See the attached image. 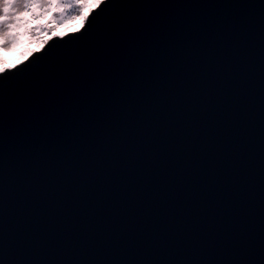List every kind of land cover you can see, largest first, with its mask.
<instances>
[{"label":"water","instance_id":"95a60500","mask_svg":"<svg viewBox=\"0 0 264 264\" xmlns=\"http://www.w3.org/2000/svg\"><path fill=\"white\" fill-rule=\"evenodd\" d=\"M86 26L0 89V264H264V0Z\"/></svg>","mask_w":264,"mask_h":264},{"label":"snow or ice","instance_id":"6c2138e0","mask_svg":"<svg viewBox=\"0 0 264 264\" xmlns=\"http://www.w3.org/2000/svg\"><path fill=\"white\" fill-rule=\"evenodd\" d=\"M56 2L59 7L65 10L60 13L61 20L82 15L84 9L89 4L95 5L98 11L92 12L90 17H84L87 26L84 29V33L80 36V38L83 39L103 14L110 0H56ZM52 3L53 0H0V49L8 48L10 44L16 42L17 35L14 33L24 22L21 16L22 12L31 11L34 7L46 10L51 8ZM77 32L79 33V29H77ZM53 46L54 45H49V47L44 50V54L47 55L50 53ZM18 59L19 57L10 59L8 62L12 64V67L6 69L4 67L5 57H0V89L5 90L7 86L6 82L13 78V75L10 74L19 75L27 71L36 61L37 57H33L28 64L22 66H17Z\"/></svg>","mask_w":264,"mask_h":264},{"label":"trees","instance_id":"16d2710c","mask_svg":"<svg viewBox=\"0 0 264 264\" xmlns=\"http://www.w3.org/2000/svg\"><path fill=\"white\" fill-rule=\"evenodd\" d=\"M56 28H57V26H56V24H54L51 27H48L46 29L51 34L56 30ZM28 32H29L28 36H29L30 43H35L36 45H40L48 36V35H46L48 32L45 35H43V34H40L41 32L38 33L36 31V29H31ZM28 50H31V47L28 46ZM0 57H5V56L0 54ZM9 60L5 59L4 64L9 63L8 62Z\"/></svg>","mask_w":264,"mask_h":264},{"label":"rangeland","instance_id":"374dc122","mask_svg":"<svg viewBox=\"0 0 264 264\" xmlns=\"http://www.w3.org/2000/svg\"><path fill=\"white\" fill-rule=\"evenodd\" d=\"M52 6L58 8L60 11H63V8H61V7L58 6V3L56 2V0H53ZM86 10H87V7L84 9V12H83L82 15L75 16L74 18H73V17H70V19H71L72 21H76V20H80V19H82V18L85 16ZM57 15H58V14H57ZM57 15H55V16H57ZM11 45H12V44H10L8 47H10Z\"/></svg>","mask_w":264,"mask_h":264}]
</instances>
